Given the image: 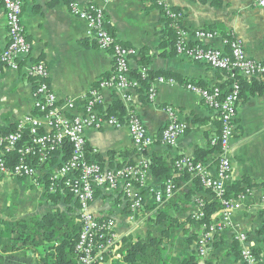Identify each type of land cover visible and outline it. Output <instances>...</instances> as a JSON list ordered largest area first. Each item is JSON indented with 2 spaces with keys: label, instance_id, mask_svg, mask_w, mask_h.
Wrapping results in <instances>:
<instances>
[{
  "label": "crops",
  "instance_id": "1",
  "mask_svg": "<svg viewBox=\"0 0 264 264\" xmlns=\"http://www.w3.org/2000/svg\"><path fill=\"white\" fill-rule=\"evenodd\" d=\"M22 1L21 23L31 48L30 60L46 65L48 83L59 101L84 100L114 68L111 56L86 38V22L72 13V3L81 11L90 6L101 8L109 31L121 44L136 50L138 55L151 57L148 70L156 75L154 79L162 77L174 82L149 81L148 87L153 84L155 90V100L150 103L144 98V88L134 93L130 106L153 139V145L145 151L134 148L126 127L105 126L84 132L86 146L102 167L115 169L127 164L143 167L148 186V192L142 190L143 198L146 205H153L150 191L161 190L163 183L149 171L152 157H162L168 166L181 157L193 159L196 151L210 148L209 139L214 138L219 129L216 115L185 85L218 86L227 92L228 73L173 53L171 46L163 44L168 21L162 10L146 5L142 0ZM166 3L182 15L179 25L190 32L189 44L227 51L226 41L229 37L236 38L241 41L248 58L264 63V7H256L254 0H167ZM197 30L212 31L216 35L200 41L192 33ZM7 43L4 11L0 4V48L6 47ZM26 66L21 62L17 69L0 67V129L16 126L26 117L36 115L31 97L32 81L26 75ZM137 69V60L133 58L129 70L135 72ZM101 95L106 107L117 99L126 109L121 94L102 89ZM166 108H172L178 120L187 126L186 133L174 147L164 146L160 141L168 123ZM73 114L67 112L68 116ZM235 125L236 135L228 154L231 181L247 177L257 187L232 204L229 227L212 234L206 255L198 253L195 239L189 242L193 234L198 235L196 239L199 240L204 234L203 228L195 229L188 220L198 217L200 202L209 203L212 198L193 178L174 175L173 198L157 207L169 217L185 223L174 232L173 248L180 256L199 254L198 264H244L236 240L239 235H245L248 246L264 262V93L240 99ZM208 171L215 175L216 165H209ZM123 192L121 189L112 193L97 192L91 213L96 219L114 222L118 243L124 239L158 237L161 228L150 224L154 212H132ZM55 208L71 223H78L75 204L62 199L54 207L48 203L45 190L33 185L29 179L0 176V220L9 224L39 220ZM219 216L217 213L214 219ZM144 223L145 232L141 238L138 227Z\"/></svg>",
  "mask_w": 264,
  "mask_h": 264
},
{
  "label": "built area",
  "instance_id": "2",
  "mask_svg": "<svg viewBox=\"0 0 264 264\" xmlns=\"http://www.w3.org/2000/svg\"><path fill=\"white\" fill-rule=\"evenodd\" d=\"M146 5L163 9V14L170 25L177 31L178 38L174 47L175 53L183 58L207 65L213 70L228 73L230 84L228 91H222L218 86L202 88L187 83L185 88L195 93L206 107L212 111L220 123L219 135L209 142L211 147H219L220 156L216 164L215 175L201 163L181 157L175 161V167L187 170L192 176L198 177L201 186L209 190L220 206V216L204 230L198 242V253L206 255L208 243L214 233L222 232L230 225L232 204L223 199L224 187L231 179V161L228 157L230 144L236 135L235 120L240 102V86L237 76L245 81L264 82V63L247 57L240 40H227V51L214 48L190 45L187 37L190 34L179 21L182 15L170 9L167 0H142ZM4 11L7 31V46L0 48V67L17 69L24 62L26 75L32 81V103L36 115H30L16 125V132L0 135V176L14 179H29L37 187L56 193L66 191L77 204V217L80 227L76 251L80 264H105L106 259L117 248L118 242L114 231V222L105 220L99 222L91 213V205L97 192L112 193L124 190V196L132 212L139 211L145 200L142 190L146 192V175L143 167L124 165L121 168L107 169L92 158L87 159L86 129L99 130L105 126L116 129L126 127L132 144L138 151H143L153 145L145 127L131 108L134 93L142 88L137 79L129 73V62L138 55L137 51L121 44L109 31L104 11L96 6L80 10L77 5H70L72 13L86 22V38L94 41L97 48L108 53L114 63L110 75L99 82L84 100L67 99L59 101L48 83L49 72L44 63L32 62L31 48L27 42L21 23L22 0H0ZM256 7H264V0H254ZM195 39L203 41L216 35L207 30L193 31ZM147 77V69L142 68L140 79ZM157 83L173 84L172 80L162 77L154 79ZM102 89H109L121 94L125 104V115L118 120L115 116H106V105L101 95ZM143 89V88H142ZM148 102L155 100L153 84L143 89ZM67 112L74 113L67 115ZM168 123L161 133V144L174 147L186 133L187 126L178 120L172 108L165 109ZM42 130V133L39 132ZM25 135L27 140L23 142ZM71 146V155L62 160V154L56 157V164L50 165L54 154L61 150L64 144ZM92 157V156H91ZM47 176L44 180L43 176ZM148 192V191H147ZM151 198L156 205L169 202L174 195V183L169 179L161 190H151ZM203 202H200V207ZM198 217H202L199 212ZM240 244V257L244 264H261L248 246L245 235L236 237Z\"/></svg>",
  "mask_w": 264,
  "mask_h": 264
},
{
  "label": "trees",
  "instance_id": "3",
  "mask_svg": "<svg viewBox=\"0 0 264 264\" xmlns=\"http://www.w3.org/2000/svg\"><path fill=\"white\" fill-rule=\"evenodd\" d=\"M161 10L163 12L162 8ZM176 13L179 12L176 11ZM167 27L163 44L166 47L171 46L173 53H175L174 47L178 38L177 31L169 23ZM230 39L229 37L228 41ZM194 45L196 44L192 46ZM134 59L137 60L138 69L135 72L129 70V73L134 79L139 81L142 88L146 89L149 81L156 77L154 73L148 70L151 57L145 55L141 56L139 54L135 56ZM142 68L147 69V77L143 80L140 79V71ZM228 82L230 84V80ZM237 83L240 86L241 100L249 96H256L264 93V84H260L257 81L247 83L244 79L237 76ZM104 114L106 116L113 115L121 121L125 115V109L121 101L115 99L111 105L106 107ZM219 131L220 123L218 132L215 136L219 135ZM15 132L16 126H11L5 130L0 129V135L3 136ZM39 132L42 133V130H39ZM26 136L27 135H25L23 142L27 140ZM210 140L211 139H209V142ZM86 150L88 152L86 158L94 159L91 157L92 153L87 146ZM59 152H61L63 156L62 160L66 161L71 155V146L68 143L64 144L63 148L54 154V158L51 160L50 165L56 164V157ZM219 156V147L210 146L207 151H196L192 160L195 163H201L208 169L209 165L217 164ZM176 160L171 163V166H168L162 157H152L148 165L149 171L151 175L160 180L163 185L169 179H173L172 177L174 175L180 177L190 176L197 186H200V189L206 191L210 197L213 196L209 190H205L201 186L198 177L192 176L187 170H178L175 167ZM122 166L119 165L117 168H121ZM43 177L44 180L48 178L45 175ZM255 187H257L256 184L252 183L247 177L239 181H231L230 179L224 187L223 199L229 204H232L245 195H248ZM45 194L48 203L54 207H56L62 199L64 202L69 204L73 203L77 206L73 197L64 190L54 194L45 191ZM157 207L159 206L155 203H153V205H146V203H144L139 211L154 212L150 224L151 226L161 228L159 236H149L145 240L137 238L134 241L124 239L121 243H118L114 254H111L108 259H106L107 262L105 264H198L197 260L199 254L192 253L186 256H180L173 248L174 232L176 229L183 228L185 223L169 217L163 210ZM220 211L221 206L219 202L213 198L209 203L203 202L200 207L202 217L191 218L188 220V223L195 229L201 230L203 228V230H205L213 223L215 215ZM97 220L101 222L106 219ZM79 231V223L75 224L74 221L71 223L68 217L58 208L53 209L52 213L43 216L39 220L17 221L12 224L0 220V264H80L76 251ZM197 237L198 235L193 234L189 242L195 239L198 245L199 240L196 239ZM253 253L259 259V255L254 250ZM261 264H264V262Z\"/></svg>",
  "mask_w": 264,
  "mask_h": 264
},
{
  "label": "rangeland",
  "instance_id": "4",
  "mask_svg": "<svg viewBox=\"0 0 264 264\" xmlns=\"http://www.w3.org/2000/svg\"><path fill=\"white\" fill-rule=\"evenodd\" d=\"M145 223L143 224V225H141L140 227H138V229L140 230V233H141V238H142V236H143V232H145Z\"/></svg>",
  "mask_w": 264,
  "mask_h": 264
}]
</instances>
